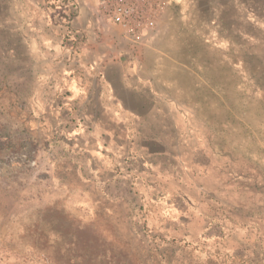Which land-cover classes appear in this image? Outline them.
Instances as JSON below:
<instances>
[{
    "label": "rangeland",
    "instance_id": "1",
    "mask_svg": "<svg viewBox=\"0 0 264 264\" xmlns=\"http://www.w3.org/2000/svg\"><path fill=\"white\" fill-rule=\"evenodd\" d=\"M79 11L0 0V264H264V0H175L173 58L204 80L173 142L119 153L52 92Z\"/></svg>",
    "mask_w": 264,
    "mask_h": 264
},
{
    "label": "crops",
    "instance_id": "2",
    "mask_svg": "<svg viewBox=\"0 0 264 264\" xmlns=\"http://www.w3.org/2000/svg\"><path fill=\"white\" fill-rule=\"evenodd\" d=\"M161 1L164 9L156 22L134 40L120 27L98 19L96 0H74L81 9L75 35L86 38L75 63L81 73L76 79L71 74L69 80H59L52 92L64 89L71 104L83 112L89 139L101 149L119 153L173 142L176 119L189 110V80H204L203 69L196 73L190 63L174 60V29L180 22L182 30L189 29L190 22L186 14L171 12L175 0ZM189 1L180 4L184 8Z\"/></svg>",
    "mask_w": 264,
    "mask_h": 264
},
{
    "label": "built area",
    "instance_id": "3",
    "mask_svg": "<svg viewBox=\"0 0 264 264\" xmlns=\"http://www.w3.org/2000/svg\"><path fill=\"white\" fill-rule=\"evenodd\" d=\"M164 9L161 0H99L102 21L120 27L131 39L142 37Z\"/></svg>",
    "mask_w": 264,
    "mask_h": 264
},
{
    "label": "trees",
    "instance_id": "4",
    "mask_svg": "<svg viewBox=\"0 0 264 264\" xmlns=\"http://www.w3.org/2000/svg\"><path fill=\"white\" fill-rule=\"evenodd\" d=\"M78 243H80V244H81V242H80V241H76L75 245H77V247L79 246V244H78ZM89 248H91V246H89ZM78 252H79V251H78ZM79 254H81V253L79 252ZM86 257H88V256H86V255H81V256H80V258H82V260H83V261H84V258H86ZM98 258H100V257H98V256H95L93 261H97V260H98ZM79 260H80V259H79Z\"/></svg>",
    "mask_w": 264,
    "mask_h": 264
}]
</instances>
